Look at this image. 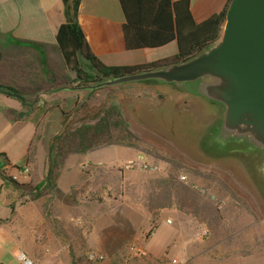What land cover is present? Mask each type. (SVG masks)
Returning <instances> with one entry per match:
<instances>
[{"label": "rangeland", "instance_id": "374dc122", "mask_svg": "<svg viewBox=\"0 0 264 264\" xmlns=\"http://www.w3.org/2000/svg\"><path fill=\"white\" fill-rule=\"evenodd\" d=\"M148 82L155 84L144 85ZM88 91L93 93L89 94ZM87 93L91 96L90 98L89 96L86 98ZM73 95L85 99L84 106L71 120L65 122V125L57 111L49 112L45 116L37 110L28 114L29 118L35 119L39 124L40 142L37 148L39 181L47 172L50 141L56 134L65 130L66 124L69 128L78 126L81 119L90 120L102 106H116L122 110L131 129L139 136L140 148L145 153L138 152L143 159H134L133 164H129V168L126 169L127 165H121L127 155L126 150L107 147L102 149L104 154L101 152V155L96 157H101V160L109 164L117 162L118 165L98 167L104 168L107 173L112 169L111 174H114L116 169L122 168L127 179L134 182L152 174L141 171L140 164L155 165L158 169L162 167L160 161L151 155L162 159L169 158L171 155L181 159L199 174L197 177L191 176L198 186L206 188L210 183L226 190L227 201H220L225 211L223 213L224 230L215 234V231L212 232L208 228L205 221L200 219L189 221L183 226L186 248L180 256L176 257L173 255L180 244L178 232L173 225L166 224L165 214L158 217L155 230L151 235V228L154 226H151L146 216L130 218L126 206L121 207L120 211L123 214L118 210L108 213L110 204L106 203L104 218L101 222L117 217V221H120L122 226L118 222L116 227L109 230H114L116 234L123 236V240L116 243L115 252L108 256L111 264H159L157 260H160L162 264H168L172 258L184 260L189 264H264V153L248 146L244 141H226L225 138L217 135L223 114L221 104L200 96L193 83H164L155 80L106 85L95 90L60 92L53 97L33 96L30 100L64 101L74 98ZM122 99L135 101L136 106L121 103ZM62 108H64L63 105ZM89 159V156H79L77 161L87 164ZM83 169L89 170L88 167ZM11 174H14V170ZM105 179L112 182L109 187L113 190L112 187L115 185L113 177L107 174L101 179L95 176L91 181L90 191L99 190L102 187L101 181ZM29 181L28 171V178L25 182L21 180L20 184L29 183ZM249 188L250 190L247 191L246 189ZM251 188L253 193H248L252 190ZM105 192L103 190L102 193ZM111 194L114 196V192ZM17 197L18 195L14 194L10 200L15 205L17 220L20 219L15 228L19 230L21 245L15 239L13 226L0 225V264H20L16 258L19 251L25 252L35 264H70L66 253L57 254L60 247L62 250L63 243L60 241L61 236L51 230L50 221L53 218L52 213L56 210H53L50 198L46 197L45 201L42 199L35 201L26 196L15 201ZM4 198H6V191L0 195V219L7 218L10 212L2 203L1 199ZM62 200L64 202H59L58 211L65 218L68 206L65 205L66 198ZM121 200L130 206L136 205L128 202L125 197ZM235 203L238 207H235ZM161 218L162 220L159 221ZM41 223L47 224V234L38 231ZM202 226L207 228L208 236L198 240L195 233ZM226 229L236 232L235 235L226 237L225 234L228 232ZM223 234L224 237H222ZM40 236H43V239H38ZM131 246L137 247V254L129 251ZM90 253H96V251L91 250ZM105 261L104 258L99 264Z\"/></svg>", "mask_w": 264, "mask_h": 264}, {"label": "trees", "instance_id": "16d2710c", "mask_svg": "<svg viewBox=\"0 0 264 264\" xmlns=\"http://www.w3.org/2000/svg\"><path fill=\"white\" fill-rule=\"evenodd\" d=\"M230 1L228 0L219 13L201 23H196L191 14L189 0H118L123 14L122 33L127 51L157 49L175 42L177 54L174 57L150 64L107 67L91 52L78 23V8L81 0H62L64 22L57 29V48L66 69L75 75L73 84L76 87L95 85L107 80L183 63L206 50L219 39ZM0 84L2 85L1 90L7 95L24 96L27 115L36 112V110L42 116L57 111L62 116L64 125L84 106L85 99L76 95L72 96L74 98L64 101L46 102L41 100L34 102L30 100V97L34 96L35 91L30 94L21 92L18 88L4 84L1 77ZM47 88L42 85V91H46ZM91 93L93 91L89 92V94ZM89 94L86 98L91 97ZM31 121L35 127V134L29 144L25 161L21 166L13 167L15 170L28 169L29 183L20 184L14 181L6 172L9 167L8 161L5 157L0 156L2 189H9L12 193L17 194L18 199L15 201L26 196L35 201L51 196L55 189L57 172L71 155H85L101 148L117 146L145 153L140 148L139 136L131 129L122 110L116 106H102L90 120L81 119L80 124L72 128L66 124L65 130L51 139L47 172L45 177L39 181L37 164V148L40 142L39 124L35 119ZM151 156L159 160L162 167L156 173L143 176L134 182L127 179L122 168L116 169L115 173L111 174L112 169L107 173L104 168L94 167L97 178L101 179L110 174L115 185L111 190L109 186L112 182L106 179L102 180L100 183L102 187L95 193H91L90 200L100 201L98 199L99 191L107 190L105 195L112 201L119 200V197H125L128 202L145 208L152 217L151 226H155L154 221L159 211L177 210L193 219L205 221L208 228L212 232L215 231V234L221 233L225 226L223 215L225 211H223L224 207L220 205V201H227L226 190L210 183L206 188L198 186L193 177H197L199 174L177 157L170 155L169 158L162 159L156 155ZM180 176H186L188 180L180 181ZM197 188L206 189L208 193L201 194ZM111 192H114V196ZM210 195H215L216 201H212ZM235 204V207H238L237 203ZM8 206L10 218L0 219V225L13 226L12 231L16 236L15 239L21 245L19 231L15 228L20 219L16 218L14 203L11 202ZM235 233L229 230L225 236L231 237ZM158 263L162 264L161 261Z\"/></svg>", "mask_w": 264, "mask_h": 264}, {"label": "crops", "instance_id": "0c3cea01", "mask_svg": "<svg viewBox=\"0 0 264 264\" xmlns=\"http://www.w3.org/2000/svg\"><path fill=\"white\" fill-rule=\"evenodd\" d=\"M189 1L191 14L196 23H201L219 13L228 2V0ZM123 21L118 0H81L80 2L78 23L91 52L105 66L144 65L176 56L175 42L157 49L127 51L122 33ZM63 22L62 0H0V77L4 84L15 87L16 83L15 88L27 94L35 91L34 97H53L60 92L85 91L73 90L76 88L73 84L75 75L66 69L57 48L56 33ZM153 84L155 83H144L148 86ZM42 85L48 87L46 91H42ZM63 88L64 90H60ZM192 101L196 102L193 99ZM34 102H37L36 99ZM122 102L136 106L135 101L122 99ZM27 113L24 103L0 89V156L5 157L9 163L6 170L9 176L13 175L11 174L13 167L24 163L29 144L35 134L32 118H29ZM102 149L104 148L85 155H71L58 170L54 192L47 197L52 201L53 210H56L52 213L51 230L61 236L60 241L63 243L62 250L60 247L57 254L66 253L70 264H92L84 259L89 254L102 256L106 259L103 264H111L110 254L115 252L116 243L122 241L123 236L116 234L114 230H109L116 227L118 222L121 225L117 217L109 218L104 223L101 222L104 218V207L108 202L110 204H108L110 207L108 213L120 211L121 207L126 206L130 218H145L146 216L152 224V217L145 208L139 205L130 206L124 203L121 197V201H112L105 193L99 191L100 201L90 200L91 193H95V191H90L91 181L95 178L94 167L118 165L117 162L109 164L101 160V157H96ZM124 149L127 155L121 165L133 163L134 159H143L137 150L119 146L116 148L121 151ZM79 156H89L90 159L87 164H81L77 161ZM84 167H88L89 170L84 171ZM251 187H253L252 184ZM1 189L0 179V195L6 191V198L1 200L3 205L9 209L8 205L12 202L10 199L14 193L9 189ZM246 190L249 191L250 188ZM248 193H253V189ZM45 198L41 199L45 201ZM64 198H66L65 205L68 206L65 218L58 211L59 202H62ZM120 213L123 214L121 211ZM162 214L166 215L164 218L166 224L173 225L177 229L180 244L173 257L180 256L186 248L183 226L193 218L177 210H161L154 221L155 224ZM8 218H10V212L5 219ZM167 221H170V224ZM151 229L150 234L152 235L155 226ZM38 231L47 234V224L41 223ZM38 239H43V236ZM91 250H95L96 253H90Z\"/></svg>", "mask_w": 264, "mask_h": 264}, {"label": "water", "instance_id": "95a60500", "mask_svg": "<svg viewBox=\"0 0 264 264\" xmlns=\"http://www.w3.org/2000/svg\"><path fill=\"white\" fill-rule=\"evenodd\" d=\"M142 80L193 83L200 96L223 107L219 137L264 153V0H231L219 39L186 62L73 90Z\"/></svg>", "mask_w": 264, "mask_h": 264}, {"label": "built area", "instance_id": "2783aa9c", "mask_svg": "<svg viewBox=\"0 0 264 264\" xmlns=\"http://www.w3.org/2000/svg\"><path fill=\"white\" fill-rule=\"evenodd\" d=\"M129 164H133L132 162ZM129 164H127V166L125 167L126 169L129 168ZM139 169L143 172H148V173H155L157 171V167L155 165H149V164H145L142 163L139 165ZM14 181L19 182L21 180H23V182H25V180L28 178V169L24 168V169H20V170H15L14 169V174L10 176ZM181 181L186 182L187 179L185 176L180 177ZM199 190V192L201 194H207L208 190L206 189H202V188H197ZM210 199L212 201H216V197L215 195H210ZM168 224H170V221H167ZM208 236V230L205 226H202L196 233H195V237L196 239L200 240L203 239L204 237ZM129 251L132 254H137L138 253V249L136 246H131L129 247ZM17 260L20 264H35V262L23 251H19L17 253ZM87 260L90 263H100L104 260V258L102 256H97L94 254H89L87 255ZM168 264H189L184 260L181 259H170Z\"/></svg>", "mask_w": 264, "mask_h": 264}]
</instances>
